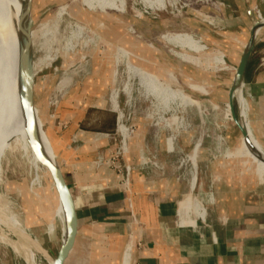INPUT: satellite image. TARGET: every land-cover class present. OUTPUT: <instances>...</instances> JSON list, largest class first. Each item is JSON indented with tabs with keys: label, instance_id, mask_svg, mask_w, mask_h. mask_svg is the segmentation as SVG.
I'll list each match as a JSON object with an SVG mask.
<instances>
[{
	"label": "crops",
	"instance_id": "obj_1",
	"mask_svg": "<svg viewBox=\"0 0 264 264\" xmlns=\"http://www.w3.org/2000/svg\"><path fill=\"white\" fill-rule=\"evenodd\" d=\"M261 7L264 0H221L211 8L225 9L226 14L217 12L208 17L200 13L199 17L215 18L222 26L217 39L225 38L222 31L230 26H246L249 41L258 21L256 9ZM175 28V22L169 18L168 34L161 38L187 35L175 34ZM157 32L152 35L150 51L140 50L144 47L142 33L135 36L136 41L131 39L139 46L135 47L136 54L151 53V68L139 67L167 83L166 76L171 79L177 61L172 49L178 46L191 50L167 39L166 45L162 44L160 31ZM260 33L264 37V28ZM110 36V42L121 46L130 56L128 42L133 41L128 34L121 35L118 42ZM233 40L238 49L243 39ZM258 42L257 47L264 41ZM225 55L231 59L238 56V51H225ZM182 61L179 67L192 63ZM208 62L213 64V60ZM194 65L204 66L200 61ZM248 67L244 85L246 120L253 140L264 153V69L259 62ZM180 72L187 76L186 69ZM106 86L104 82H88L89 97L79 100L70 97L67 90V96L63 94L55 104L54 115L49 116L51 110H46L44 124L48 134L44 130V136L60 161L79 216L77 246L66 264H124L128 247L131 264H264V172L257 170V162L243 149V136L237 126L215 123L194 151L184 145V152L196 153L194 186L193 166L179 170L175 152L163 140L151 149L145 146L148 130L140 128L141 124L124 162L114 164L119 149L114 138L118 118L115 110L108 108L105 93L95 91ZM41 122L44 127L42 119ZM148 156L157 157L159 170L140 169ZM123 164L134 167L129 188L121 184L117 169ZM44 234L50 235L49 229ZM46 251L53 256V249Z\"/></svg>",
	"mask_w": 264,
	"mask_h": 264
},
{
	"label": "rangeland",
	"instance_id": "obj_2",
	"mask_svg": "<svg viewBox=\"0 0 264 264\" xmlns=\"http://www.w3.org/2000/svg\"><path fill=\"white\" fill-rule=\"evenodd\" d=\"M220 1L208 0V3H203L200 0H174L173 6L168 5L165 10L154 11L149 9L142 0H126L124 13L108 11L107 14H103L100 11L88 10L82 5L81 0H33L32 51L28 68L29 76H31L32 68L33 103L43 124L46 110H51L49 116L54 115L55 104L58 99L59 102L61 101L63 94L67 96V90L70 97L75 96L79 100L89 97L88 82L93 85L104 82L107 84L106 88L97 87L95 91L105 93L109 101L108 108L115 110L117 118L120 114L123 115L121 125L128 129V133L124 135L125 142L118 128L114 136L119 145L117 153L121 163L129 152L130 142L136 139L137 127L140 124V128L144 127V130H148L144 138L145 146L151 149V146H156L158 141L163 140L168 147L173 148L172 152H175V160L179 164L186 156H194L193 161L196 163V153L184 152L185 144L194 151L195 147L201 143V139L204 141L210 134L209 128H213L211 125L215 123L220 125L222 122L235 125L229 105V91L248 41L246 26H241L242 29L239 26H230L226 31H222L226 37L217 39L216 34L221 32L219 27L222 26H219L215 18L199 17L200 13L208 17L214 16L217 12L223 15L225 9L211 8V6H217ZM184 5L189 7L181 8ZM62 10L65 12L59 19L58 13L60 14ZM259 10L264 19V7ZM169 18L175 22V34L191 36L202 50L196 54L192 48L185 45L180 40V37L184 35L166 38L171 43L191 50H182L178 46L172 49L177 61L172 68L171 79L166 76L168 81L166 84L173 90L182 91L189 98L191 101L189 107L170 101L164 104L152 96H147L138 85L137 79H133L127 73V62L121 57V51L125 49L111 43L108 37L109 34H113L114 37L110 36V38L118 42L120 36L127 33L129 40L133 37L136 41L135 36L140 32L144 35L141 44L144 47L140 50L150 51L152 35L155 32L158 33L157 30L160 31L161 43L166 45V39L163 38L168 34ZM257 20H259L258 17ZM78 27L84 28V36L72 39L70 42L73 46L67 52L65 48L70 40L71 30H76ZM24 39L21 42V52ZM233 39H243L241 40L243 45L240 44L238 49L235 48L236 43ZM258 40L264 41L261 33L257 37ZM134 41L128 42L132 51L128 56L130 61L136 66L145 65L148 69L151 68L148 65L151 64L149 63L151 53L136 54L135 47L139 46ZM139 42L142 41L139 40ZM262 43L254 56V62H259L264 69V42ZM225 51H238V56L227 58ZM216 54L224 55L225 64L221 66L210 62L212 68H207L206 63L210 64L208 61L212 60ZM183 59L192 63H185L186 65L179 67V63L184 62ZM199 61L204 65L201 68L194 65ZM183 69H186V75L190 74L191 77L180 72ZM244 91L243 88L246 102ZM24 94L29 95L26 90ZM115 95H117V106L113 103ZM235 109L236 112L239 111L237 101H235ZM223 118L224 120L221 121ZM43 128V131L45 130L48 134L45 124ZM124 145H126L125 152ZM34 177L35 171L22 152L14 153L3 162L0 179V209L8 218L15 217L21 229L16 230L12 225L0 223V237L6 240L4 244L0 242V264H31L29 257L32 253L36 255V264H48V260L42 253L37 252V246L33 241H37L44 250L53 249L55 255L60 251L61 243L67 233L66 212L63 207L55 206L51 192L41 178L40 185L33 184ZM49 225H51L50 228ZM47 229L50 235L44 234Z\"/></svg>",
	"mask_w": 264,
	"mask_h": 264
},
{
	"label": "bare ground",
	"instance_id": "obj_3",
	"mask_svg": "<svg viewBox=\"0 0 264 264\" xmlns=\"http://www.w3.org/2000/svg\"><path fill=\"white\" fill-rule=\"evenodd\" d=\"M29 1L30 0H0V179L2 177L3 162L7 161L14 153L22 152L23 155H25L28 164L35 171L33 184L38 186L40 185V173L43 172L45 168L41 165L31 148L30 143L32 138L28 132L27 122L29 95L25 96L24 94L25 90L28 94L30 93L29 86L31 83V76H29L28 67L30 56L29 42L32 44V33H30V40L26 37V35H28L26 34L27 24H31V19L27 17L26 12ZM81 2L82 5H84L88 10L94 12L100 11L103 14H107L108 11L124 13L126 11L127 4L126 0H81ZM142 2L149 9L154 11H162L165 10L168 5H174V0H142ZM64 12L65 11L62 10L60 14L58 13L59 19L64 14ZM259 33L260 31L256 34V38L258 37ZM83 36L84 28L78 27L76 30H71V37L66 44L65 50L68 52L72 48L73 45L70 42L72 39L83 38ZM22 39H24V44L23 50L21 52L20 47ZM180 40H182L185 45L192 48L195 53H200L202 51L191 36H181ZM122 57V60L125 59L127 62V73L133 79H137L138 85L145 91L147 96H152L157 99L158 102L164 104H167L170 101L178 102L184 107H189L191 105V101L182 91L173 90V88L161 81L158 77L133 64L130 61L128 54L124 51L122 53ZM212 60L215 63L214 65L220 64L222 66L225 64L224 55L222 54L214 55ZM236 98L240 103L242 115L246 120V102L240 89L237 91ZM113 103L117 106V95L113 97ZM34 114L37 119L42 151L46 158H48L50 161H53L54 157L44 136L43 125L39 116V112L36 108L34 110ZM119 131L124 135L127 134L126 129L123 126L119 127ZM242 146L245 152L250 155L243 140ZM193 163L192 183L194 186L197 178V164L194 161ZM257 164V170L260 173L264 172V165L259 162H257ZM1 210L2 209H0L1 224L4 223L6 225H12L16 230L21 229V226L15 217L8 218ZM9 213L11 214L12 212ZM67 234L68 232L63 238L61 247L65 244ZM1 241L3 244L6 242L3 237H0V242ZM33 242L38 248H36V250H38L37 252L39 254L42 253V255L48 260V264H62L61 258H58L57 255H47V251L44 250V248H42L37 241ZM35 256L36 255L32 253V255L29 257L31 264H36Z\"/></svg>",
	"mask_w": 264,
	"mask_h": 264
},
{
	"label": "water",
	"instance_id": "obj_4",
	"mask_svg": "<svg viewBox=\"0 0 264 264\" xmlns=\"http://www.w3.org/2000/svg\"><path fill=\"white\" fill-rule=\"evenodd\" d=\"M33 6V0L29 1V4L27 6V17L31 19V24H27V33L26 37L29 39L30 33L32 31V9ZM48 12V10H46ZM43 15V14H42ZM264 28V20L263 21H257L255 23V26L252 28L250 40L248 41L245 50L242 55V59L240 62V65L238 67V70L236 72V75L234 77V80L232 82V86L229 92L230 95V109L232 113V117L234 120L235 125L240 130L243 141L245 143V146L247 147L250 155L255 160V162H259L264 165V153L260 150V148L257 146L255 141L252 138V135L249 131L247 121L242 115V108L240 106V103L238 99L236 98L237 91L240 89L243 94V88L245 85V77L247 68L250 62V59L258 45V41L256 38V34ZM30 40V39H29ZM29 62L31 58V51H32V44L29 42ZM31 63V62H30ZM31 65V64H30ZM30 86H29V109L27 114V122H28V132L31 135L32 141H31V148L35 154V156L38 158L41 165L45 168L43 172H41V179L42 182L45 183L48 186V189L51 192V196L53 199V202L55 203L56 207H63V209L66 211V218H67V239L65 241V244L61 247L60 251L57 254L58 258L62 259V264H66L69 260L70 256L72 255L73 251L75 250L79 238V231H80V224H79V216H78V209L77 204L74 198V195L71 191L70 186L67 183V180L65 178V175L63 173V170L57 160V156L55 154V151L52 147L51 152L53 154L54 160L50 161L46 156L44 155L41 147V141L39 137V130L37 125V119L34 114L35 106L33 103V76H32V68H31V78H30ZM244 98V96H243ZM235 101L239 104V111L236 112L235 109ZM52 253V252H51ZM53 256H56L54 253H52Z\"/></svg>",
	"mask_w": 264,
	"mask_h": 264
},
{
	"label": "built area",
	"instance_id": "obj_5",
	"mask_svg": "<svg viewBox=\"0 0 264 264\" xmlns=\"http://www.w3.org/2000/svg\"><path fill=\"white\" fill-rule=\"evenodd\" d=\"M201 2H205V3H208V0H200ZM189 6L188 5H184L182 6L181 8H188ZM256 14H257V17L259 19V21H263V17H262V14H261V11L259 9H256ZM122 114H120V116L118 117V125H117V128H118V131H119V127L120 126H123L121 125V119H122ZM124 118V117H123ZM125 127V126H123ZM126 129V128H125ZM120 132V131H119ZM121 133V132H120ZM126 133H128V129H126ZM122 134V133H121ZM123 137H124V142H125V136L124 134H122ZM123 150L125 152V149H126V145L123 146ZM171 151H173V148H171ZM119 153L117 154V156L113 159V163L115 164L119 162ZM194 156H186L180 163L179 167L180 169L179 170H184V168L191 164L192 166L194 165L193 163V158ZM140 169L141 170H159L160 169V165L158 164V160H157V157L156 156H153L151 158H147L144 162H142L140 165H139ZM120 175H121V178H122V181H121V184L125 187V188H129L130 187V184H131V181H132V176H133V172H134V167L132 165H118L117 167ZM193 169V168H192ZM124 264H131V248L128 247L125 251V254H124Z\"/></svg>",
	"mask_w": 264,
	"mask_h": 264
},
{
	"label": "trees",
	"instance_id": "obj_6",
	"mask_svg": "<svg viewBox=\"0 0 264 264\" xmlns=\"http://www.w3.org/2000/svg\"><path fill=\"white\" fill-rule=\"evenodd\" d=\"M258 50H259V47H256V49H255V51H254V53H253V55H252V58H251V61H252V60H253V61H252L251 63H249V65H250V64H251V65L253 64V62H254V56L258 53ZM248 69H249V67H248Z\"/></svg>",
	"mask_w": 264,
	"mask_h": 264
}]
</instances>
